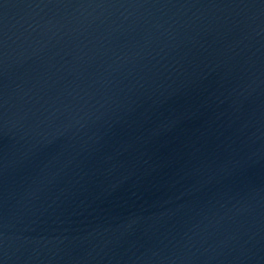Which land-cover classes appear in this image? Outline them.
<instances>
[{"label": "water", "instance_id": "1", "mask_svg": "<svg viewBox=\"0 0 264 264\" xmlns=\"http://www.w3.org/2000/svg\"><path fill=\"white\" fill-rule=\"evenodd\" d=\"M0 264H264V0H0Z\"/></svg>", "mask_w": 264, "mask_h": 264}]
</instances>
